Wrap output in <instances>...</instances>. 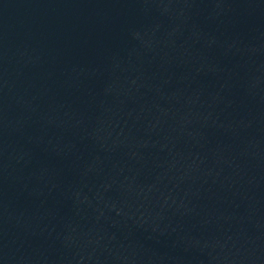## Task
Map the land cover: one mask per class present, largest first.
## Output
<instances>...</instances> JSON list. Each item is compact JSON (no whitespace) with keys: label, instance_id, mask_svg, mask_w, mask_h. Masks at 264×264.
<instances>
[{"label":"water","instance_id":"water-1","mask_svg":"<svg viewBox=\"0 0 264 264\" xmlns=\"http://www.w3.org/2000/svg\"><path fill=\"white\" fill-rule=\"evenodd\" d=\"M0 264H264V0H0Z\"/></svg>","mask_w":264,"mask_h":264}]
</instances>
